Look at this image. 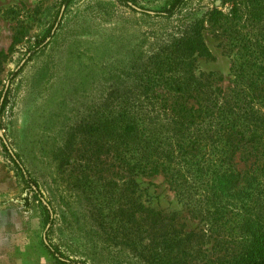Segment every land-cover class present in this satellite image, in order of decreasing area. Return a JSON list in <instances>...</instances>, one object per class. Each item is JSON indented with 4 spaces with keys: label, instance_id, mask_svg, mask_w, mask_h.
<instances>
[{
    "label": "rangeland",
    "instance_id": "obj_1",
    "mask_svg": "<svg viewBox=\"0 0 264 264\" xmlns=\"http://www.w3.org/2000/svg\"><path fill=\"white\" fill-rule=\"evenodd\" d=\"M132 1L133 9L117 0H72L49 43L25 61V48L58 17V0H0V92L8 89L0 133L50 199L52 221L23 189L0 137V264H54L47 242L87 264H158L165 218L175 231L199 227L161 175L138 177L132 187L110 152H96V133L85 131L115 87L109 71L116 75L128 51L145 49L151 36L213 0H187L169 19L152 11L170 0ZM202 36L210 56L195 67L221 74L225 83L229 56L207 24ZM18 67L9 82L7 73Z\"/></svg>",
    "mask_w": 264,
    "mask_h": 264
},
{
    "label": "trees",
    "instance_id": "obj_2",
    "mask_svg": "<svg viewBox=\"0 0 264 264\" xmlns=\"http://www.w3.org/2000/svg\"><path fill=\"white\" fill-rule=\"evenodd\" d=\"M71 1L58 0L59 8ZM117 1L134 8L132 0ZM214 1L151 36L145 49L134 45L125 63L113 69L116 75L109 71L115 87L103 98L98 120L85 124L86 132L100 138L96 152L105 157L110 152L132 187L138 177L161 175L200 223L196 230L179 232L165 218L158 264H264V0ZM186 2L170 0L153 16L169 19ZM58 19L56 14L25 48V61L49 43ZM204 24L229 56L225 83L221 74L195 67L198 58L210 56ZM19 70L9 71L6 79ZM7 94L5 87L0 115ZM1 144L23 189L50 223V199L20 155ZM63 152L56 153L60 162ZM105 157L99 162L105 164ZM205 243L208 249L202 248ZM44 245L54 264H87L54 244Z\"/></svg>",
    "mask_w": 264,
    "mask_h": 264
},
{
    "label": "water",
    "instance_id": "obj_3",
    "mask_svg": "<svg viewBox=\"0 0 264 264\" xmlns=\"http://www.w3.org/2000/svg\"><path fill=\"white\" fill-rule=\"evenodd\" d=\"M61 10H62V7L60 8V11H59V14H58V18L60 17ZM5 87H6V84H5ZM5 87H4V88H5ZM0 137H1V139H2V142L5 144V146H6L7 150L10 152V151H11V149L8 147V145H7L6 141H5V139H3V137H2V134H1V133H0Z\"/></svg>",
    "mask_w": 264,
    "mask_h": 264
}]
</instances>
